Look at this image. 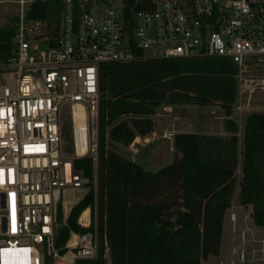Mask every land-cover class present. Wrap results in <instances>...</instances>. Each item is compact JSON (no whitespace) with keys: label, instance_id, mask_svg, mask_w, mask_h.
I'll return each mask as SVG.
<instances>
[{"label":"built area","instance_id":"1","mask_svg":"<svg viewBox=\"0 0 264 264\" xmlns=\"http://www.w3.org/2000/svg\"><path fill=\"white\" fill-rule=\"evenodd\" d=\"M36 1L0 0L13 5L16 16L12 53L0 62V264H45L46 258L57 264L70 250L75 264L96 256L94 234L72 232L78 242H67L64 254L56 239L75 205L71 192L93 182L74 161L97 160L101 64L228 58L237 66L236 108L242 116L252 108L254 93L264 91V76L249 73L264 63V0H150L151 8L149 0H137L141 7L125 0L122 7L112 0H61L53 19L29 15ZM77 104L86 112L85 125L76 118ZM66 111L74 156L63 151ZM85 194L74 197L80 201ZM89 208L88 223L82 213L78 218L83 227L93 220ZM228 219L231 256L218 264H264V227L253 221V209L239 214L232 207Z\"/></svg>","mask_w":264,"mask_h":264},{"label":"trees","instance_id":"2","mask_svg":"<svg viewBox=\"0 0 264 264\" xmlns=\"http://www.w3.org/2000/svg\"><path fill=\"white\" fill-rule=\"evenodd\" d=\"M125 1L141 7L137 0ZM60 3L36 1L29 15L56 18ZM15 20L0 27V62L12 53ZM236 72L237 66L223 57L101 64L97 160L85 156L74 161L93 182L59 230L61 254L68 251L72 232H92L96 256L77 258L75 264H106L107 249L111 264H204L221 251L240 154V203L252 205L253 221L264 227V112L246 118L241 146L239 124L231 118ZM215 103L225 109L230 135L177 132L173 161L156 171L115 149L116 143L128 146L152 132V116L162 105ZM89 206L93 220L83 227L78 218ZM45 264H54L52 258Z\"/></svg>","mask_w":264,"mask_h":264},{"label":"rangeland","instance_id":"3","mask_svg":"<svg viewBox=\"0 0 264 264\" xmlns=\"http://www.w3.org/2000/svg\"><path fill=\"white\" fill-rule=\"evenodd\" d=\"M113 4L122 7L123 0H112ZM15 7L8 4H0V27L8 24L10 20L15 16ZM253 76H264V63L254 65L250 67V72ZM237 97L233 103V112L231 118H233L239 124L238 136L240 140L243 138V127L248 117L253 112H264V91H258L254 93L252 98V108L246 114L240 116L236 108ZM157 122L158 134L150 132L145 136H139L140 139L136 146L133 148V142L125 146L120 143L115 144V149L122 155H128L136 157L140 162L146 163L148 170L156 171L169 163L174 159L175 153L168 147V140L163 136L164 130L161 134L162 128H173L176 129V133L184 130H195V131H206L215 134H221L224 136L230 135L225 129V109L218 103L209 105H194V104H177V105H162L157 109V113L152 118ZM63 123V151L67 156H74V142L72 133L71 117L68 111L62 115ZM227 132V133H226ZM138 137V136H137ZM132 154V155H131ZM237 177L240 180V173H237ZM95 185L97 186L96 177L94 179ZM90 190L85 188L82 190H76L74 193L84 195ZM238 189L234 197L238 195ZM73 193V192H72ZM72 194L75 196L76 194ZM71 195V196H72ZM72 196V197H73ZM79 200V199H78ZM89 208V207H88ZM61 214L63 211L62 204L60 206ZM97 211V210H96ZM64 223V217L62 220ZM230 223V221H229ZM231 225V224H230ZM60 262V261H59Z\"/></svg>","mask_w":264,"mask_h":264},{"label":"crops","instance_id":"4","mask_svg":"<svg viewBox=\"0 0 264 264\" xmlns=\"http://www.w3.org/2000/svg\"><path fill=\"white\" fill-rule=\"evenodd\" d=\"M153 120L155 122V126H154V130L152 131L153 132V135L152 136H155L154 134H158L159 129H157V122L154 119V117H153ZM164 130H170V131L174 130V133H176V129H175L174 125H173V128H169V127L168 128H162V131H160L159 134H161ZM180 132H206V131L184 130V131H180ZM206 133H210V132H206ZM242 134L244 135V127H243ZM165 138H167V140H168V143H167L168 146H169L168 148L175 153L174 137L173 138L165 137ZM139 139H140L139 136L136 137V139L133 141V145H131V147L134 148L136 146V144L138 143ZM242 142H243V138H242V140H240L241 146H242ZM126 157H128V158H130V159H132V160H134V161L142 164L147 169L146 163H143L141 161L139 162L136 159L135 155L134 156L132 155L130 157L128 155H126ZM238 172L240 173V177H241V175H242V154H240V161H239V166H238V169H237V173ZM236 188L238 189L237 190L238 191V195H236V197L233 196L232 205H231L230 208L236 207L238 209V211H239V214H242V212L246 208H252L253 209V206L252 205H243V204L240 203V199H239L240 189H241L240 180H239ZM235 192H236V189H235ZM73 193H74V191H73ZM73 193L71 192V195ZM74 194H76V193H74ZM73 200H74V204H76L79 201V200H76V198L74 196H73ZM229 209H228V211H229ZM228 211H227V214H226V217H225V222H224V229H223V237H222L221 251H220L219 255L210 256L208 258V260H206L204 262V264H218V262L220 260H224L225 262H228V260L230 259V256H231V246H232V241H233V233H232L231 225H230L229 219H228ZM60 260L61 259H59L57 261V264H61V262H59Z\"/></svg>","mask_w":264,"mask_h":264},{"label":"bare ground","instance_id":"5","mask_svg":"<svg viewBox=\"0 0 264 264\" xmlns=\"http://www.w3.org/2000/svg\"><path fill=\"white\" fill-rule=\"evenodd\" d=\"M75 115H76V118L79 121L80 125H85V123H86V120H85L86 112L84 110V107L81 104H77L75 106ZM78 152H79V154H85V152H86L85 146L78 144ZM90 212H91L90 208H86L82 212V214H81V221L82 222L88 223ZM77 242H78V237L76 234H73V236L68 241V246H74L77 244ZM73 258H74V253H73V251L70 250L64 256H62L59 259H61L60 260L61 264H72Z\"/></svg>","mask_w":264,"mask_h":264},{"label":"water","instance_id":"6","mask_svg":"<svg viewBox=\"0 0 264 264\" xmlns=\"http://www.w3.org/2000/svg\"><path fill=\"white\" fill-rule=\"evenodd\" d=\"M105 261H106V264H111L108 249H107V251H106Z\"/></svg>","mask_w":264,"mask_h":264}]
</instances>
